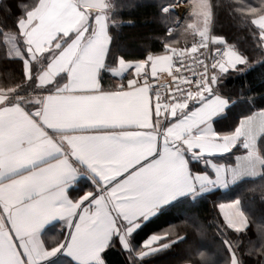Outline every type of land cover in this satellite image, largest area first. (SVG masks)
Segmentation results:
<instances>
[{"label": "snow or ice", "instance_id": "1", "mask_svg": "<svg viewBox=\"0 0 264 264\" xmlns=\"http://www.w3.org/2000/svg\"><path fill=\"white\" fill-rule=\"evenodd\" d=\"M236 4L264 46V0ZM16 7L20 15L0 0V26L11 20L16 29L5 33L10 58L23 60L24 80L29 82L34 78L32 64L46 57L35 75L36 87L48 89L58 77L63 83L32 97V107L24 106L22 98L11 99L17 88L0 87V264H45L61 252L69 264H104L110 237L123 241L169 197L192 187L185 153L212 157L239 144L247 150L239 168L259 159L264 111L240 120L228 134L214 132L210 123L224 107L212 98L218 77L248 64L227 45L210 62V45L225 44L211 35L210 0H192L188 6L191 19L179 32L191 33V47L178 48L177 40L165 43L163 54L137 63L126 85L112 90H102L97 80L110 43L106 0H32ZM121 66L128 67L124 61ZM162 73L171 84L154 86ZM76 162L94 175L96 189L72 202L66 187L79 172ZM223 176V169L217 170L218 179ZM196 179L204 182L208 177ZM239 204L236 200L218 206V234L231 264L243 262L224 228L242 233L249 223ZM56 219L66 224L67 234L49 249L40 233ZM183 236L175 229L153 235L140 255L168 248Z\"/></svg>", "mask_w": 264, "mask_h": 264}, {"label": "trees", "instance_id": "2", "mask_svg": "<svg viewBox=\"0 0 264 264\" xmlns=\"http://www.w3.org/2000/svg\"><path fill=\"white\" fill-rule=\"evenodd\" d=\"M7 2L13 7L16 15H20V9L16 5L31 4L32 0ZM236 2L237 0H210L211 35L223 39L225 44L222 46L233 47L248 61L247 65L239 67L238 70L219 76L214 85L219 94L240 99L227 109L225 117L221 119L228 133L234 130L239 119L264 109V46L259 40L258 30L237 11L240 6ZM246 2L254 5L255 0ZM176 4L187 7L190 6V0H107L110 8V44L105 68L114 66L119 58L136 62L163 54L164 44L173 40L178 41L175 45L178 48L191 47V33L179 32L191 19L189 10L180 17L170 11V7ZM165 8L169 9L167 13L163 11ZM171 29H175V32L169 36ZM13 31L16 29L11 20L0 26V87H15L17 92L14 96L22 97L25 96L22 93L28 90L34 93L51 90V87L42 91L36 87L35 75L42 69V65L36 63L32 64L33 80L25 82L23 60L10 58L8 53L5 33ZM16 44L19 49L24 48L19 38ZM43 62L45 64V61ZM106 81L107 76L103 72L101 84L106 85ZM21 103L24 105L22 100ZM217 124L220 122L217 121ZM257 148L264 161V136L259 139ZM242 152V149L236 146L229 153L221 157L214 156L212 160L217 164L231 165L235 157ZM190 167V170L206 171L205 167L199 164L195 166L193 162ZM236 200L240 201V210L249 223L242 233L224 228L227 238L238 251L243 264H264V255L260 254L264 252V163L257 178L242 180L225 191L214 190L195 197L181 198L161 208L155 217L142 224L132 234L130 242L134 247L133 251H124L113 242L103 252L104 264H231V254L224 245L222 235L218 234L222 219L217 208L220 204ZM171 229H175L178 234L184 233L183 239H176L168 248L140 259L135 257L133 253L140 254L144 250L141 245L149 238ZM50 264H69V260L60 257Z\"/></svg>", "mask_w": 264, "mask_h": 264}, {"label": "crops", "instance_id": "3", "mask_svg": "<svg viewBox=\"0 0 264 264\" xmlns=\"http://www.w3.org/2000/svg\"><path fill=\"white\" fill-rule=\"evenodd\" d=\"M107 34H108V28H107ZM108 36H109V34H108ZM7 46H8V53L10 56V46H9V44ZM218 46H220L221 48H223L222 50H224L225 46H222V45H218ZM23 47H24V45H23ZM108 48H109V46H108ZM108 48H107V51H108ZM107 51H106V55H105L103 65L97 72V80H98L102 90L115 89L118 84L126 85L127 81L132 77V73L134 72L135 65L139 62H144L148 59V57H146L142 61L129 62V61L123 60L122 58H119L116 61L114 66L109 67V68H105V60H106V56H107ZM26 55L27 54L25 53V56ZM11 57L17 58L14 55ZM46 59H47L46 57L41 58L39 61L34 62V63H36V65L37 64H39L40 66L42 65V68H43L47 63ZM43 61H45V64ZM121 61H124V63L127 64L128 67H122ZM41 63H43V64H41ZM241 66H243V65H241ZM241 66H238V68ZM238 68H237V70H238ZM103 72L107 76V81H106L107 83L104 86L101 84V75ZM224 74H226V73H223L220 76H223ZM149 78H151V77H149ZM62 83H63V79L61 77H58L56 84L55 85H49L48 87H51V90H52L53 87L62 86ZM51 90H49V91H51ZM49 91L47 90V92L44 91V92H38V93L33 92L32 94L27 95V98H29V99H28V101H23L24 106L26 105V106L32 107V105L30 103V100L32 97L46 95V94H48ZM14 95L12 98L13 101L17 100V97L18 98L22 97V96L20 97V96H14ZM212 98L213 99H219V100L223 101L224 107L221 109V111L219 113H217L211 119V121H210L211 126H212L214 132H216L218 134H221V135L228 134L227 127L224 125L225 123H224V121H221V119H223L225 117V113H226L227 109L234 102L240 101V99L238 100L236 98H230V97L221 95L219 93H218V95H216ZM261 111H264V109L263 110H257L249 116L257 114ZM249 116H247V117H249ZM247 117H244V118H247ZM244 118L239 119V122H240V120H242ZM217 121H219L220 124H217ZM239 122L237 123L236 126H238ZM237 146L240 147L243 152L235 157L234 163L231 165L214 163L212 160L214 158V156H212V157L205 156V157H199L198 158V157L192 156L188 153H185L184 156H185L187 168H188L190 176L192 177V187L189 190L177 192L174 195H172L171 197H169V199L166 200L165 202H163L160 206H158V208L154 212L150 213L142 221H140L138 223V226L135 227L134 230L131 232V234L129 236L125 237L123 241L121 240V237H119V236L113 235L112 237H110L109 242H107L105 244V249L110 247L111 244L113 242H115V244L120 249H123L124 251H127V252L133 251L134 247L131 245V242H130V238H131L132 234L136 230H138V228L142 224H144L148 220L155 217L161 208L163 209V207L170 205V204L174 203L175 201H177L181 198L195 197V196L206 194V193L214 191V190L225 191L229 187L241 182L242 180L254 179V178L259 177L261 174V170H262V159H261L260 154H258V157H259L258 160L252 162L249 167H247L245 169H241L238 167V164L246 156L247 150L244 149L242 147V145L238 144ZM223 155H225V154H223ZM223 155H217L215 157H221ZM192 162L194 163L195 166L199 164V165H201V167L202 166L205 167L206 171L190 170L191 169L190 163H192ZM76 163L79 164V162H76ZM220 169H223L224 176L218 179L217 170H220ZM197 175L207 176L208 180L201 182V181L196 179ZM95 189H96V183H95L94 175L92 173H90V171L87 169V167L85 165L79 164L78 174L68 183V185L66 187V196H67L68 200H70L72 202H77L86 194H88L90 192H94ZM229 203H231V202H229ZM224 204H227V203H224ZM217 209L219 212V208H217ZM53 224L55 226H53ZM66 234H67L66 224L62 220L56 219L52 223H49L43 227V229L40 233V236L44 242L45 247L50 249V248L55 247L59 243V241L66 236ZM144 243L141 245L142 249H144L142 247L144 245ZM144 251H145V249L142 252H144ZM133 254L135 255V257L137 259H140L141 257H143L140 254H137V255L135 253H133ZM150 254H152V253H150ZM60 257H65L69 260V257L66 254H64L63 252H61V253H58L56 256L49 258L45 262V264H50L51 262L55 261L56 259H58Z\"/></svg>", "mask_w": 264, "mask_h": 264}, {"label": "built area", "instance_id": "4", "mask_svg": "<svg viewBox=\"0 0 264 264\" xmlns=\"http://www.w3.org/2000/svg\"><path fill=\"white\" fill-rule=\"evenodd\" d=\"M219 49L220 52L222 53V50L221 48L219 47H216L214 45H210V51L213 53V55L210 57V62H214L215 59H218V56H215V52L216 50ZM191 62V61H189ZM187 75H191V73H186ZM151 79V78H150ZM171 84V78L168 76L167 73H162V74H159V79L158 81H154V86H159V85H162L164 87H168L169 85ZM214 85H213V90H212V96L213 95H217V91L216 89H214Z\"/></svg>", "mask_w": 264, "mask_h": 264}, {"label": "rangeland", "instance_id": "5", "mask_svg": "<svg viewBox=\"0 0 264 264\" xmlns=\"http://www.w3.org/2000/svg\"><path fill=\"white\" fill-rule=\"evenodd\" d=\"M191 3H192V0H190V5H191ZM179 5H180V7H181L182 10H186V11L189 10V11H190V9H189L188 6L186 7V6L183 5V4H179ZM109 14H110V8L108 7V8H107L108 21H109ZM179 16H180V15H179ZM38 66H39V65H38ZM29 92H33V91H32V90H31V91L28 90V91H25V93H22V94H25L24 97H21V96H20V97L22 98V101H28L29 98H27V95H26V94H28ZM29 94H32V93H29ZM29 94H28V95H29ZM214 96H215V95H213L212 97H214ZM17 98H18V97H17Z\"/></svg>", "mask_w": 264, "mask_h": 264}, {"label": "water", "instance_id": "6", "mask_svg": "<svg viewBox=\"0 0 264 264\" xmlns=\"http://www.w3.org/2000/svg\"><path fill=\"white\" fill-rule=\"evenodd\" d=\"M107 3V0H106ZM170 11L177 13L180 17L185 13L186 10H182L180 5L176 4L170 7Z\"/></svg>", "mask_w": 264, "mask_h": 264}]
</instances>
